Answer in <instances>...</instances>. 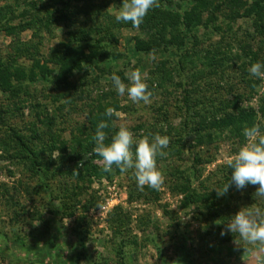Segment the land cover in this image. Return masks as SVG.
Instances as JSON below:
<instances>
[{"label":"rangeland","instance_id":"obj_1","mask_svg":"<svg viewBox=\"0 0 264 264\" xmlns=\"http://www.w3.org/2000/svg\"><path fill=\"white\" fill-rule=\"evenodd\" d=\"M122 2L0 0V59L15 60L26 71L41 62L50 76L26 81L14 94L0 89V264H244L243 247L221 231L242 207H264V201L254 198V185L217 196L215 189L228 183L225 161L242 144L213 128L212 120L220 104L250 92L252 77L257 88L243 104L259 108L264 81L248 69L264 63V21L250 17L241 0H158L171 17L154 7L137 28L116 21ZM175 10L195 13L190 29L172 15ZM61 12L68 21H55L48 30L32 21ZM160 29L168 44L157 40ZM69 30L102 38L107 53L98 65L76 70L67 89L55 80ZM134 69L147 77L150 104L133 103L112 87L113 71L125 79ZM108 96L119 105L116 123H126L136 138L141 132L169 137L166 155L156 157L161 187L140 190L134 170L122 173L115 165L82 180L62 166L42 183L20 140L57 157L53 143L77 146L89 134L92 103H110ZM94 163L103 167L102 159ZM186 188L208 196L218 214L210 216L205 202H187ZM41 238L54 242V249H40Z\"/></svg>","mask_w":264,"mask_h":264},{"label":"clouds","instance_id":"obj_2","mask_svg":"<svg viewBox=\"0 0 264 264\" xmlns=\"http://www.w3.org/2000/svg\"><path fill=\"white\" fill-rule=\"evenodd\" d=\"M159 6L158 0H123L114 15L117 22H130L133 27L138 28L148 11ZM248 71L252 76L264 81V63H253ZM124 77L127 83L116 71H113L111 75L112 87L117 94L121 97L127 94L128 99L133 103L142 101L144 104H150L153 93L149 90L146 75L142 74L140 69H134L126 71ZM105 114L108 117H115L112 127L118 128V131L112 135L111 141L106 143L105 129L109 127V124L101 121L97 125L93 137L95 142L93 152L102 158L104 171H112L113 165L122 173L132 169L140 190H143L145 186L159 189L164 182V177L158 169L156 157L166 155L163 149L168 147L169 137L159 133L154 136L151 133L144 135L141 132L140 137L136 138L126 123H116V120H120L121 117L115 108L108 107ZM243 136L245 143L225 161L231 170L230 182L215 190L217 196H223L227 194L232 184L237 189L254 185L257 186L253 193L254 198L264 201V132L258 125L246 126L243 129ZM133 145H135V152L132 151ZM51 156L56 158L54 154ZM97 207L102 213L104 205L100 203ZM218 221L217 224L223 223ZM228 232L235 237L234 245L237 248L243 247L244 264H264V207L257 206L255 203L242 207L228 220L221 235H226Z\"/></svg>","mask_w":264,"mask_h":264},{"label":"trees","instance_id":"obj_3","mask_svg":"<svg viewBox=\"0 0 264 264\" xmlns=\"http://www.w3.org/2000/svg\"><path fill=\"white\" fill-rule=\"evenodd\" d=\"M249 0H241V5L246 8V12L250 17H256L260 21H264V0H251L250 5H248ZM55 4L62 3L67 5L68 0H54ZM68 6V5H67ZM41 8V5L39 6ZM42 11V10H41ZM156 11L162 15L164 18L171 17L164 6L157 7ZM173 16L179 20L181 17L182 23L188 29L191 28V23L194 21V12L187 11L180 15L179 11H172ZM0 15L3 17L5 13ZM69 19V15L67 13L61 12V14L57 16H52L49 14L48 16L38 18H32L33 23H37L39 21L42 28L49 29V26L53 22H58L61 20H65L66 22ZM200 22V20L198 19ZM197 22V23H199ZM15 26H9L8 30L13 31ZM35 35L37 36L39 31L34 30ZM68 42L66 44V50L63 52L62 58H64V66L62 70V74L55 82L59 86H66L67 89L71 86L69 84V78H71L76 70L85 69L86 66H95L98 65V61L104 57V54L107 53L105 48H103L104 40L102 38H98L97 36H91L89 32L81 31V35H77V33L69 30L68 32ZM155 35L157 40L163 42V44H168V40L166 38V34L163 29L155 31ZM94 37V38H93ZM78 38V40H77ZM77 40L75 43L72 44ZM71 45H70V44ZM73 45V46H72ZM88 64V65H86ZM88 66V67H89ZM36 68H39L40 73L36 72ZM44 77V79H50L48 74V68L45 64L41 62H36L35 67L31 68L30 71H26L23 68H19L15 64V60H2L0 59V89L4 92L17 93L18 90L24 89L26 81H37ZM248 84L250 85L249 93H235L233 100H228L225 103L220 104L221 106L216 108V114L213 116L212 127L216 130H219L221 133L225 132L229 135L234 136L232 139L234 142L238 144L245 143V137L243 136V129L246 126L258 125L259 127L263 125L264 119V96L261 99V104L259 108H255L253 106H245L243 104L244 100H246L249 96L251 97L256 91L257 88V80L253 77L248 80ZM24 86V87H23ZM254 91V92H255ZM82 93V92H81ZM69 92L66 97H68ZM252 94V95H251ZM71 97V96H69ZM68 97V98H69ZM107 97V96H105ZM67 98V103L71 105L72 99ZM110 96H108V100L110 103H106L103 99H98L92 103V108L88 114V130L89 134L85 135L83 139H79L77 141V146L74 145L69 149L67 145L63 142L57 141L53 143L52 148L59 151V154L56 158L49 156L48 158L44 155L43 151L39 149H35L31 147L27 142L20 140L19 144H23L24 152L26 153L24 158L29 157L32 163V169L36 171V174L39 176L42 183H47L50 177L54 175L55 170H61V167L64 166L65 171L72 173L74 177L82 180L86 177H91L93 175H99L104 171L103 167H99L94 160L102 159L97 156L93 152V148L95 146L94 135L97 129V125L101 121H105L109 124V127L105 129L107 134V142L111 141L112 135L117 131L118 128L112 127V122L110 121L112 117H108L106 113V109L108 107H113L116 110L119 108L118 103H112L110 100ZM39 105V104H37ZM40 112V111H39ZM45 117H43L44 119ZM41 118V120H43ZM52 149H50L51 151ZM132 151L135 152V145L132 146ZM87 155V156H86ZM80 161L83 163L79 166ZM71 174V175H72ZM228 183L231 179V170L229 169V175L227 176ZM46 186V185H45ZM249 186V185H247ZM246 186V187H247ZM236 188L234 184L231 185L229 189ZM237 189V188H236ZM185 191V200L189 203H197V202H205L208 208L210 216L217 215L218 213H214L213 203L209 199L208 196H200L195 189L190 190L189 188L184 189ZM213 199V197H211ZM223 201H227L226 199ZM229 203H231L229 201ZM226 207V206H224ZM222 209V207H220ZM207 209V208H206ZM215 220V219H213ZM39 241H43V244L37 242V245L40 249L42 247L46 251H52L55 247V243L51 240L44 241L41 238ZM48 253V252H47ZM185 258L188 256L185 255Z\"/></svg>","mask_w":264,"mask_h":264}]
</instances>
